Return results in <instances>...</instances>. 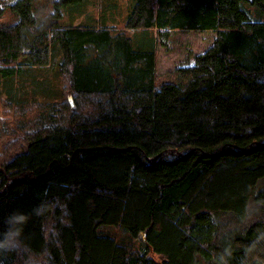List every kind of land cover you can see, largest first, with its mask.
I'll return each mask as SVG.
<instances>
[{
  "label": "trees",
  "instance_id": "1",
  "mask_svg": "<svg viewBox=\"0 0 264 264\" xmlns=\"http://www.w3.org/2000/svg\"><path fill=\"white\" fill-rule=\"evenodd\" d=\"M81 1L0 0V264H264V0L60 24ZM154 30L215 37L161 77ZM51 62L60 100L31 75Z\"/></svg>",
  "mask_w": 264,
  "mask_h": 264
},
{
  "label": "rangeland",
  "instance_id": "2",
  "mask_svg": "<svg viewBox=\"0 0 264 264\" xmlns=\"http://www.w3.org/2000/svg\"><path fill=\"white\" fill-rule=\"evenodd\" d=\"M135 1L136 0H82L78 4L61 9L63 16L60 19V24L69 23L80 27H114L116 30H122L126 25ZM150 35L154 36L156 40L157 73L161 77H166L167 73L184 65L186 62L192 64L194 62L192 55L203 53L209 49L215 37L214 32L206 30L171 31L169 33L167 45L162 46L158 40L156 30L152 31ZM147 44L152 45V42L147 39ZM24 71L29 72L28 69ZM40 74L46 77L43 79V82L50 88L53 97L58 98L61 95L58 99L60 100L64 93L62 87L63 81L57 74L55 63L51 62L47 68H38L36 72L31 71V75L33 76H39ZM1 112L2 109L0 106V116ZM98 234L100 236L109 237L118 244H122L123 241H131L134 243V240L126 231L116 229L113 226L107 225L100 227L98 229ZM250 250L253 258L263 259L264 242L251 246Z\"/></svg>",
  "mask_w": 264,
  "mask_h": 264
},
{
  "label": "clouds",
  "instance_id": "3",
  "mask_svg": "<svg viewBox=\"0 0 264 264\" xmlns=\"http://www.w3.org/2000/svg\"><path fill=\"white\" fill-rule=\"evenodd\" d=\"M13 220H17L19 222H22L23 221V216L22 215H19V214H14V216L11 218Z\"/></svg>",
  "mask_w": 264,
  "mask_h": 264
},
{
  "label": "water",
  "instance_id": "4",
  "mask_svg": "<svg viewBox=\"0 0 264 264\" xmlns=\"http://www.w3.org/2000/svg\"><path fill=\"white\" fill-rule=\"evenodd\" d=\"M72 108H73V105H72Z\"/></svg>",
  "mask_w": 264,
  "mask_h": 264
}]
</instances>
